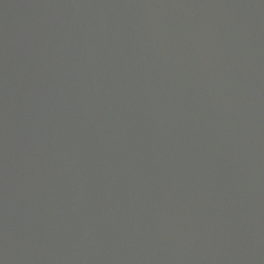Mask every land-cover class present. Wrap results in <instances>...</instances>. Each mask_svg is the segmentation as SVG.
Returning <instances> with one entry per match:
<instances>
[{
    "label": "water",
    "instance_id": "95a60500",
    "mask_svg": "<svg viewBox=\"0 0 264 264\" xmlns=\"http://www.w3.org/2000/svg\"><path fill=\"white\" fill-rule=\"evenodd\" d=\"M0 264H264V0H0Z\"/></svg>",
    "mask_w": 264,
    "mask_h": 264
}]
</instances>
